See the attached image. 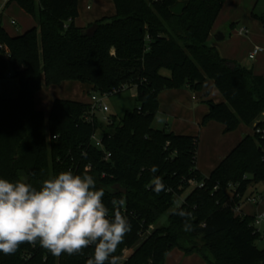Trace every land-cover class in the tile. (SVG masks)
I'll list each match as a JSON object with an SVG mask.
<instances>
[{"label":"trees","instance_id":"trees-1","mask_svg":"<svg viewBox=\"0 0 264 264\" xmlns=\"http://www.w3.org/2000/svg\"><path fill=\"white\" fill-rule=\"evenodd\" d=\"M113 1L116 15L99 21L92 35L75 24L78 0H12L36 23L15 35L0 15V78L12 72L19 82L18 97L0 94V177H27L39 188L60 171L89 169L110 209L114 197L125 201L121 211L131 231L116 253L122 264H165L174 248L198 252L208 264H264L253 217L226 206L231 184L246 195L264 182V137L246 135L206 177L196 168L198 135L154 126L162 91L199 92L211 79L225 101H207L202 126L215 121L227 132L241 124L264 130V77L209 43L227 0H187L182 14L171 11L181 0ZM66 81L110 96L136 88L137 107L109 115L106 123L98 115L90 119V103L58 98L47 117L36 107L37 92L43 84ZM97 131L104 150L92 142ZM153 165L158 172H151ZM154 175L165 184L159 194L146 187ZM191 178L205 186L190 188ZM177 206L191 213V231L183 230ZM91 253L87 248L83 255L54 257L39 244L25 243L14 255L0 253V264H86Z\"/></svg>","mask_w":264,"mask_h":264},{"label":"clouds","instance_id":"clouds-1","mask_svg":"<svg viewBox=\"0 0 264 264\" xmlns=\"http://www.w3.org/2000/svg\"><path fill=\"white\" fill-rule=\"evenodd\" d=\"M153 165L152 173L158 172ZM146 187L159 194L166 190L163 178L153 176ZM103 188L85 169L82 174L60 171L42 181L39 188L27 177H0V253L14 255L22 244H39L54 257L83 255L92 249L86 264H122L117 250L131 231L122 213L123 198L105 204ZM184 231H191V213L177 206ZM264 219V215L258 217Z\"/></svg>","mask_w":264,"mask_h":264},{"label":"crops","instance_id":"crops-1","mask_svg":"<svg viewBox=\"0 0 264 264\" xmlns=\"http://www.w3.org/2000/svg\"><path fill=\"white\" fill-rule=\"evenodd\" d=\"M79 1V16L75 20L77 27L87 30L93 24L116 15V6L113 0H92L93 4H84ZM10 5V4H9ZM9 7V6H8ZM7 7V8H8ZM15 19V18H13ZM239 18L231 21H220L217 19L214 29L209 38V43L215 46L221 55L227 58L228 48L225 42L228 41V34L238 29L249 27L241 24ZM243 36V35H241ZM255 45H251V51ZM261 46V45H260ZM263 47V46H262ZM264 48V47H263ZM261 53L255 61L260 59ZM237 61L241 58H227ZM256 75L264 77V71L254 67L251 68ZM77 83L78 81H68ZM83 86H85L83 83ZM87 85V84H86ZM79 90L80 85H74ZM92 87V86H91ZM215 82L207 80L203 90L193 92L189 88L167 89L159 94V110L156 115L166 120V127L171 132L180 135H198L200 137L197 151L196 168L204 176L208 177L215 168L236 148L246 135L254 134V127L241 124L236 130L227 132L225 126L219 122L212 121L202 126L204 116L209 112L210 107L207 101L212 99L215 102H224L225 98L221 92L216 91ZM76 91V90H74ZM68 99L89 103L88 100L69 96ZM55 100L48 96L36 97V107L49 115ZM48 117V116H47ZM155 118V120H156ZM155 122V121H154ZM255 210V209H254ZM165 264H208L203 256L194 252L186 254L179 248H174L168 255Z\"/></svg>","mask_w":264,"mask_h":264},{"label":"rangeland","instance_id":"rangeland-1","mask_svg":"<svg viewBox=\"0 0 264 264\" xmlns=\"http://www.w3.org/2000/svg\"><path fill=\"white\" fill-rule=\"evenodd\" d=\"M80 1L84 4H93L92 0ZM13 18L17 21L16 25L11 24V20ZM238 18L241 20V24H245L249 27V32L244 36L239 35L236 30L228 34L229 39L225 42V45L228 48L226 56L227 58L232 59L241 58L238 60H240L239 62L242 66L250 69L256 67L259 70L264 71V54L257 61L249 58L252 44L258 43L264 47V0H227L217 19L220 21H231L237 20ZM2 21L3 26L14 35L20 34L26 29L36 25L34 19L29 14L24 12L15 2H12L9 7L3 11ZM12 74L13 73L11 72L6 78H0V94L3 98H16L19 95L18 78L13 77ZM81 83L82 82L79 81L77 83L66 81L53 85L43 84L41 90L37 92L36 97L48 96L49 98L55 100L58 98L68 99L67 97L69 96H76L77 98L91 102V94L93 92L92 87L83 83L85 86H83L84 89H82ZM75 84L80 85L79 90L75 88ZM216 91H219L218 88ZM107 103L110 107V112L107 114L98 112L97 115L100 120L107 115H116L120 117L127 111H133L137 107L136 88H131L121 93L109 96ZM154 126L156 128H167V130H170L166 127V120L162 119L161 116H157ZM189 191H187L186 194L189 193ZM252 192L264 194V182L252 185L248 191V195ZM254 209L255 207L249 203L244 206V210L248 214H251ZM164 223L165 220L160 222L158 225ZM257 245L260 249L264 248L263 242H259ZM131 252L132 250H128L126 252V256H128Z\"/></svg>","mask_w":264,"mask_h":264},{"label":"built area","instance_id":"built-area-1","mask_svg":"<svg viewBox=\"0 0 264 264\" xmlns=\"http://www.w3.org/2000/svg\"><path fill=\"white\" fill-rule=\"evenodd\" d=\"M11 1L12 0H0V15H2L3 11L7 9ZM71 22H72V19H69L68 23H71ZM11 24L16 25L17 24L16 19H12ZM237 32L239 35L244 36L248 34L249 30L245 27H242L238 29ZM0 49H2V46L0 47ZM263 52H264V48L262 46L255 45L252 51L249 53V58L251 60H255ZM3 56L6 59H8L9 52L7 49L5 50V53L3 54ZM109 96L110 94L107 92L91 94V102L89 103L92 108V113H91L92 115L90 116V119L93 120L94 116L97 115L98 112H101L104 114H107L108 112H110V107L107 103V99ZM102 121L107 123L109 121L108 115L104 116ZM261 121H264V117L261 118ZM254 133L261 134L264 137V130L260 128L256 129ZM92 142L98 149L104 150V143L102 140V136L98 131L92 136ZM188 184L190 188L191 187L201 188L205 186V182L203 180L199 181L196 178L189 179ZM238 186H239L238 184L236 185L231 184L229 186V196L230 197L226 203V206L230 207L232 211L237 215L252 216L253 217L252 227L254 229V233H256L259 236V242L264 243V219L258 220V217L264 215V194L253 192L250 195H248V193L246 195H242L238 192ZM218 187L219 185L215 187V190H217ZM235 197L238 198L237 201L235 200ZM247 203L252 204L255 207V210L251 214L246 213L244 210V206Z\"/></svg>","mask_w":264,"mask_h":264},{"label":"water","instance_id":"water-1","mask_svg":"<svg viewBox=\"0 0 264 264\" xmlns=\"http://www.w3.org/2000/svg\"><path fill=\"white\" fill-rule=\"evenodd\" d=\"M188 1L187 0H181L176 2L172 7H171V11L175 14H182L184 12V10L188 7ZM98 29V24L95 23L93 24L91 27H89L86 32L90 35L94 34L96 32V30ZM117 188H120V186L118 185ZM124 191V190H123ZM125 192V191H124Z\"/></svg>","mask_w":264,"mask_h":264}]
</instances>
